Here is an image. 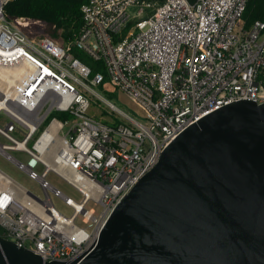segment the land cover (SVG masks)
<instances>
[{"label":"built area","instance_id":"built-area-1","mask_svg":"<svg viewBox=\"0 0 264 264\" xmlns=\"http://www.w3.org/2000/svg\"><path fill=\"white\" fill-rule=\"evenodd\" d=\"M14 1L0 0V71L11 73L0 78V117L7 119L0 134L9 141L0 143V153L46 196L0 169V236L44 262L74 261L88 251L123 198L191 125L241 100L264 103V21L246 27L249 0H88L83 30L65 44L26 30L31 20L41 21L9 20L6 7ZM75 48L102 61L107 75L92 76ZM106 77L114 86L107 94L133 98L145 116L97 91ZM101 104L112 112L107 120L92 112ZM55 111L67 119H50ZM11 151L28 154V163ZM51 172L83 199L50 183ZM53 195L72 216L57 209ZM91 203L101 207L99 215Z\"/></svg>","mask_w":264,"mask_h":264},{"label":"water","instance_id":"water-1","mask_svg":"<svg viewBox=\"0 0 264 264\" xmlns=\"http://www.w3.org/2000/svg\"><path fill=\"white\" fill-rule=\"evenodd\" d=\"M0 264H264V103L226 105L182 132L74 261L0 236Z\"/></svg>","mask_w":264,"mask_h":264},{"label":"trees","instance_id":"trees-1","mask_svg":"<svg viewBox=\"0 0 264 264\" xmlns=\"http://www.w3.org/2000/svg\"><path fill=\"white\" fill-rule=\"evenodd\" d=\"M88 0H17L11 2L6 7L9 20L19 17H27L33 20L41 21L46 24L45 34L51 38L60 41L62 44L68 43L80 34L84 28V18L81 11L82 5ZM194 2L195 0H190ZM244 21L247 28H250L256 21H264V0H249L247 9L244 13ZM73 53L85 64L92 68V76L98 72L105 75V65L102 61H94L85 52L75 48ZM109 78L101 86L106 90ZM116 92L111 93L115 96ZM109 115L108 112H104ZM59 117L66 120L67 113L53 112L51 118ZM0 235H3V229L0 227Z\"/></svg>","mask_w":264,"mask_h":264},{"label":"rangeland","instance_id":"rangeland-1","mask_svg":"<svg viewBox=\"0 0 264 264\" xmlns=\"http://www.w3.org/2000/svg\"><path fill=\"white\" fill-rule=\"evenodd\" d=\"M26 30L34 35V36H44L46 31V24L43 22H35L30 21V26L26 28ZM58 41V40H57ZM60 42V41H59ZM97 91L103 93L107 98L112 100L118 107L121 109L127 111L131 115L135 117H142L145 116V112L143 109L139 107V105L136 103V101L127 96L126 94L122 92H117L115 96H110L107 94L106 90L113 91L114 86L111 84L110 81L107 82L106 90L102 89L101 87H96ZM93 114H95L98 118H106L107 115L104 114V112H108L109 115H112V112L110 109L106 106L101 104L95 105V108L92 110ZM118 119H120L119 116H117ZM7 121L6 118L3 116L0 117V125ZM68 127L65 129V132H67ZM39 134V133H38ZM38 134L35 136V138L38 136ZM15 136L18 139H23V136L15 133ZM0 143H9V141L0 134ZM16 159L22 161L23 163H28L30 156L24 152L19 151H11L10 152ZM0 169L5 171L9 176H11L14 180H16L19 184H21L23 187L29 189L30 191L34 192L41 198H45V191L40 185V183L37 180L32 179L25 171H23L21 168L17 167L11 160H8L4 155L0 153ZM39 173H42L44 168L42 166H39L37 168ZM48 181L52 183L53 185L57 186L63 193L66 195H69L71 198H73L75 201L80 202L83 199V195L77 191L75 188H73L69 183H67L63 178L58 176L56 173L51 172L48 176ZM53 200L55 203V206L57 209L65 214L66 216H72L73 215V209L65 203V201L59 197L53 195ZM88 208L90 210H93L96 215H99L101 212V207L95 206L93 203L88 205ZM77 223L79 224H85V221L83 217H80L77 219Z\"/></svg>","mask_w":264,"mask_h":264},{"label":"bare ground","instance_id":"bare-ground-1","mask_svg":"<svg viewBox=\"0 0 264 264\" xmlns=\"http://www.w3.org/2000/svg\"><path fill=\"white\" fill-rule=\"evenodd\" d=\"M23 69V68H22ZM14 72V74H18L17 73V71H13ZM11 75V73H9V72H7V71H5V70H3V71H0V78H2V79H6V78H8L9 76ZM18 93V92H17ZM78 205V204H77Z\"/></svg>","mask_w":264,"mask_h":264},{"label":"crops","instance_id":"crops-1","mask_svg":"<svg viewBox=\"0 0 264 264\" xmlns=\"http://www.w3.org/2000/svg\"><path fill=\"white\" fill-rule=\"evenodd\" d=\"M2 117V116H1ZM4 117V116H3ZM5 118V117H4ZM3 124V123H2Z\"/></svg>","mask_w":264,"mask_h":264}]
</instances>
